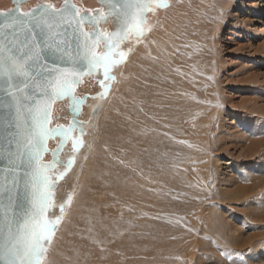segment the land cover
Returning a JSON list of instances; mask_svg holds the SVG:
<instances>
[{
	"label": "rangeland",
	"instance_id": "1",
	"mask_svg": "<svg viewBox=\"0 0 264 264\" xmlns=\"http://www.w3.org/2000/svg\"><path fill=\"white\" fill-rule=\"evenodd\" d=\"M188 2L176 0L172 12L186 9ZM214 5V10L200 18L201 32L181 40L182 53L171 54V62L165 59L162 67L152 59L154 70L147 71L157 72L162 78L177 77L183 66L172 64L187 52L188 63L197 74V97L203 103L199 111L203 110V115L196 117L194 124L201 134L199 142L190 146L191 160L196 158L192 169L199 179L194 184L196 189L192 188L196 195L188 197L172 191L174 203H186L187 212L180 208L169 218L152 217L163 229L168 225L173 229L158 243L157 253L144 258L142 264L145 260L152 264H264V174H258L264 173V0H217ZM165 13L159 17L161 22ZM124 66L108 104L103 103V118L97 123L90 149L91 154L102 152L109 163L115 164L114 148L130 118L127 112L138 98L141 100L138 82L127 74L133 62L127 58ZM159 100L167 107L165 97ZM169 101L167 110L174 123ZM192 106H198L196 101ZM131 127L143 128L135 124ZM72 220L51 247L50 264H89L92 260L85 261L81 253H74V247L64 243ZM196 226L206 228L204 233L195 234L191 227ZM192 237L199 243L197 248L192 240L189 242Z\"/></svg>",
	"mask_w": 264,
	"mask_h": 264
},
{
	"label": "bare ground",
	"instance_id": "2",
	"mask_svg": "<svg viewBox=\"0 0 264 264\" xmlns=\"http://www.w3.org/2000/svg\"><path fill=\"white\" fill-rule=\"evenodd\" d=\"M38 2L44 0H30L25 9ZM50 2L57 6L62 4V0ZM72 2L78 7H100L99 0ZM216 2L217 0H189L186 9L172 12L176 0H169L171 6L167 11L158 10L159 17L165 12L167 15L156 26L153 34L146 35L136 46L134 38L121 45V50L128 52V61L133 62L132 69L130 72L127 70V74L138 82L141 100L138 98L127 112L130 118L118 146L114 148L116 164L109 163L102 152L95 150L91 154L90 149L96 139L97 123L103 118V103L108 104L107 98L117 84L120 73V79L124 74L126 61L110 70V75L115 79L103 81V88L99 84L98 75L84 77L77 86L75 96L87 94L78 116V120L84 123L83 130L87 135L83 137L84 147L75 154L76 163L72 170L56 185V207L50 210L49 215L53 218L54 215H60L59 205L68 196H72V203L68 209L65 208V216L53 240V247L62 237L68 220L73 218L71 232L65 234L64 243L74 247V253H81L80 257L85 261L87 258L92 259L89 264H142L144 258L149 259L157 253L158 243L169 237L173 229L171 225H168V229H163L164 226L154 223L152 217L169 218L180 208L187 212L186 203H174L172 191L187 194L188 197L196 195L194 184L199 179L192 169L196 158L191 160L190 146L199 142L201 134L194 124L197 122L195 118L203 115V110L199 111L203 103L197 97V74L188 63L187 52L172 64L183 66L177 77L167 79L160 77L157 72L152 74L147 71L154 70L152 59H156L159 66L165 65V59L171 62L170 55L181 52V40L190 39L201 32L200 18L208 14ZM10 7L11 0H0V10ZM156 20L157 16L150 14L148 26H152ZM108 27L110 29V25ZM105 88L108 91L102 96ZM163 97L167 107L170 106L169 100H172L174 123H171L167 107L161 103L163 100H159ZM195 101L197 107L192 106ZM160 107H166V110ZM68 122V101L56 102L50 127L58 124L66 126ZM131 124L143 128L137 130ZM73 137H77L76 132ZM54 145V141H48L49 152ZM97 149H101V145ZM72 155L69 140L60 158L66 161ZM49 160L50 154L46 153L44 161ZM191 229L195 234H203L206 228L203 230L196 226ZM191 240L195 244L194 248H197V239L192 237L189 242ZM143 264L152 262L145 260Z\"/></svg>",
	"mask_w": 264,
	"mask_h": 264
},
{
	"label": "snow or ice",
	"instance_id": "3",
	"mask_svg": "<svg viewBox=\"0 0 264 264\" xmlns=\"http://www.w3.org/2000/svg\"><path fill=\"white\" fill-rule=\"evenodd\" d=\"M29 2L12 0V7L0 10V264H50L53 240L72 203L68 196L60 215H49L56 185L72 170L87 135L76 120L83 101L75 88L100 68L105 80H114L110 70L128 57L121 45L130 38L141 43L160 25L158 10L171 6L169 0H99V8H86L44 0L26 10ZM150 14L157 16L152 26ZM63 99L71 101L72 125L49 127L52 106ZM56 137L45 163L47 141ZM69 140L73 155L65 161L60 154Z\"/></svg>",
	"mask_w": 264,
	"mask_h": 264
},
{
	"label": "water",
	"instance_id": "4",
	"mask_svg": "<svg viewBox=\"0 0 264 264\" xmlns=\"http://www.w3.org/2000/svg\"><path fill=\"white\" fill-rule=\"evenodd\" d=\"M11 5H12V0H11ZM13 6V5H12ZM110 29H111V26H110ZM100 76V80H99V84L101 83V82H103V81H105V78H104V75H103V69L102 68H100V69H98L96 72H95V74H93L92 76L93 77H96V76ZM85 78H87V77H89L88 75H85L84 76ZM84 77H82V80H83V78ZM82 83V82H81ZM79 85V84H78ZM77 85V86H78ZM77 86H76V88H77ZM76 88H75V90H76ZM74 94H75V92H74ZM77 99H80V100H82L83 101V103L81 104V106L79 107V110H78V113H77V115H76V120H77V122H79V123H82V124H84L83 122H80L79 120H78V116L80 115V113H81V109H82V106L84 105V103H85V100H86V97H87V94H83L81 97H79V96H75ZM65 100H67L68 101V113H69V122H68V125H63V124H58V125H61V126H63L65 129H68V128H70L71 127V125H72V122H73V110H72V107H71V101L69 100V99H63V100H60V101H65ZM60 101H57V102H60ZM54 106V105H53ZM53 106H52V111H53ZM57 126V125H56ZM56 126H52V128H55ZM49 127H50V125H49ZM73 133L74 132H72L71 133V135L73 136ZM76 136L78 137L79 136V132H76ZM49 140H52V141H54L55 142V145H54V147H53V149H55L56 147H57V144L59 143V141H60V137H56L55 139H49ZM48 140V141H49ZM48 141H47V147H48ZM67 144V143H66ZM66 144H65V146H66ZM52 149V150H53ZM64 149V148H63ZM48 150H49V148H48ZM52 150L49 152H47V153H49L50 154V160L52 159V156H51V152H52ZM63 151V150H62ZM62 151H61V153H62ZM46 154V153H45ZM44 154V155H45ZM61 155V154H60ZM49 160V161H50ZM49 161H44L45 163H47V162H49ZM59 182V181H58ZM58 182H57V184H58Z\"/></svg>",
	"mask_w": 264,
	"mask_h": 264
}]
</instances>
